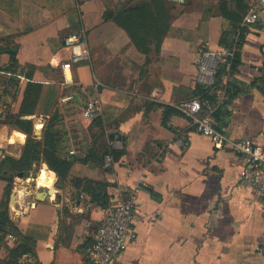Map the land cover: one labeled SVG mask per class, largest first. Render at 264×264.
Listing matches in <instances>:
<instances>
[{"label": "crops", "instance_id": "crops-1", "mask_svg": "<svg viewBox=\"0 0 264 264\" xmlns=\"http://www.w3.org/2000/svg\"><path fill=\"white\" fill-rule=\"evenodd\" d=\"M108 3L0 0V67L10 61L7 49L15 47L21 78L43 84L37 113L23 117H50L68 104L82 114L85 103L97 99L104 109L102 125L80 115L88 133L68 142L63 138L62 153L74 150L72 155L82 157L94 148L101 154L98 145L124 152L111 167L75 160L67 184L46 187L44 200L36 197L43 190L16 193L12 218L34 243L33 251L18 256V262L85 263L107 207L98 206L90 193L73 183L80 177L107 185L110 204L118 193L126 198L134 187L140 188L133 223L137 238L111 264H264V254L256 250L264 243V196L242 182L244 157L229 146L215 147L185 112L186 104L196 98L197 84H214L221 59L212 53L226 47L222 33L232 30L220 3L178 2L181 14L173 19L159 50H151L148 62L126 30L105 18ZM74 27L85 32L92 55L76 65L72 88L58 79V58L63 39ZM242 28L234 69L223 78L231 92H238L226 93L221 101L218 89L201 114L210 111L215 126L233 139L251 136L261 141L264 12L257 23ZM97 81L102 84L97 86ZM69 93L73 99L63 101ZM21 102L12 103L14 113ZM97 131L99 140L93 137ZM11 139L13 145L16 139ZM5 145L0 141V153ZM6 184L0 180V202ZM9 259L10 251L1 248L0 264Z\"/></svg>", "mask_w": 264, "mask_h": 264}, {"label": "trees", "instance_id": "trees-1", "mask_svg": "<svg viewBox=\"0 0 264 264\" xmlns=\"http://www.w3.org/2000/svg\"><path fill=\"white\" fill-rule=\"evenodd\" d=\"M231 1L233 2L235 0ZM151 2L157 5L160 14L158 13L157 15L155 14V12H152L151 7L153 6V4L145 0L139 2L131 8H123L119 12L113 11V13L106 11L105 14L106 19L114 20L119 26L126 30L136 48L141 53L146 55V62L149 61V54L153 48H155L156 51L159 50L172 23L170 22L165 27H162L158 21V18H163L165 17V14H168V12H170L169 1L151 0ZM244 2L246 7L242 19L248 9V4L246 0H244ZM219 5L223 16L230 21L232 26L231 31H224L222 33L221 40L225 42L226 47H230L235 43L236 39L238 38V47L239 42L241 41L244 35L243 28H239L241 23V16L239 15V13H236V11H231L229 2L222 0L220 1ZM163 10L165 11V14ZM152 20H154V22ZM149 33H152L153 36L150 37L148 35ZM229 35H232L231 40H228L230 39L228 37ZM7 52L10 55V61L4 67L18 69L19 62L17 58V48L11 47L7 49ZM237 54L238 49L236 51L234 59L232 60L231 66H228L222 61L219 63L214 74L215 80L212 86H208L202 83L197 84L195 90L196 97H200L203 101L213 100L215 98L213 93H215V91H217L218 89H222L224 86L226 87V93L228 94H236L238 92V90L231 92L228 84L226 85L223 79L224 76L230 74L234 69ZM29 78H32V75H29ZM31 87H34L39 92V95L36 99V103H38L43 90V84L30 80L27 84L24 100L28 99L27 93L29 92ZM72 88H74V86H72ZM24 105L25 102H23L19 112L11 113V115H9L10 124H14L15 126L22 128L23 126H25L26 128L28 139L25 144L23 155L20 159H16L12 156H6L3 159V161L0 163V180L13 181V176L15 177V175H18L19 173H23V176L26 178L30 177L32 174L29 168L21 167V165H29L30 160L43 161L47 163L49 169L57 173L59 180H61L62 178L68 177L70 167L75 160H79L84 163L97 162L103 165L104 158L106 155L111 154L113 159L117 160L124 153L122 150L117 151L112 149L110 146H106L103 152H101V154H99V151L95 150L94 148L88 150L86 155L82 157L79 155L63 154V134H60V131L55 129V122H57L56 115H58L57 110H55L51 114L49 120L47 121L42 138H38L36 136H33V119L23 117L26 115H32L34 114V112L25 110V107H23ZM94 122L98 126L102 125L100 116L95 118ZM19 135L23 136L25 139V135L17 131H14L12 139H16ZM66 141L68 142L69 140L66 139ZM73 181H76V186H80L84 191L90 193L92 200L96 202L98 206L108 207V205L110 204V196L106 189L107 185H105L103 182L80 177L73 178ZM1 206H4L3 210H1ZM3 217L6 222L10 223V225L18 231L17 235H19L21 239L17 246L10 251L11 259H9L7 262H4V264H19L17 257L22 256L25 253L32 252L34 248V243L26 235H24L20 227L11 219L9 215V205L3 203L1 200L0 218Z\"/></svg>", "mask_w": 264, "mask_h": 264}, {"label": "built area", "instance_id": "built-area-1", "mask_svg": "<svg viewBox=\"0 0 264 264\" xmlns=\"http://www.w3.org/2000/svg\"><path fill=\"white\" fill-rule=\"evenodd\" d=\"M248 9L243 17L242 25H249L258 22L264 12V0H246ZM237 40L230 47L223 48L220 52H213L222 62L231 66L235 57ZM91 48L89 40L82 30L80 33H70L62 42L61 53L59 55L61 76L63 83L72 87L76 85L74 69L77 64L91 59ZM226 85L227 83L224 82ZM102 83L97 81L96 85ZM226 97V87L219 91V99L224 101ZM73 95L69 93L63 101H70ZM207 101L200 97L192 99L185 106V112L191 117L193 125L199 132L208 136L213 145L219 149L226 146L231 147L237 154L245 159V167L241 170L242 182L264 196V138L261 141L251 136L241 138H231L223 129L215 126V117L209 111L201 114ZM102 102L92 99L84 105L82 115L88 119H95L103 113ZM120 138L119 134L115 135ZM75 154V151H70ZM113 157L108 154L104 158L106 167H111ZM140 188L134 187L126 198H122V193L116 195V199L106 208V216L94 231L92 243L86 253L84 264H111L127 250L130 243L137 238V232L133 226L136 209L138 205V192ZM8 238H16L9 234ZM256 250L264 254V243L257 246ZM19 264H24L20 262Z\"/></svg>", "mask_w": 264, "mask_h": 264}, {"label": "rangeland", "instance_id": "rangeland-1", "mask_svg": "<svg viewBox=\"0 0 264 264\" xmlns=\"http://www.w3.org/2000/svg\"><path fill=\"white\" fill-rule=\"evenodd\" d=\"M141 1H143V0H109L108 12H112V13H113V11L119 12L121 9L119 11H116V7L119 3L124 4L123 8H131L132 6L138 4ZM145 1H149L150 3H152L151 0H145ZM168 1L170 2V4H169L170 12H168V14H165V11L163 10L165 17L158 18L159 24L162 27H165L166 25H168L170 22L173 21L174 18H176L178 15L181 14L180 13V9H181L180 7L182 5L180 3H178L180 1H176V0H168ZM220 1H222V0H218V3H220ZM223 1L229 2V6L231 8V11H236V13H239V15L241 16V20H240L241 23H240L239 28L242 27V21H243L242 16L244 14L245 7H246L244 0H235L233 2L231 0H223ZM152 4H153V6L151 7L152 12H155V14L158 15L159 10L157 8V5H155V3H152ZM161 12H162V10H161ZM169 14H170V17H169ZM152 21L154 22V20H152ZM80 32H82L81 29H78V28L76 29L74 27L72 32H70V33H80ZM148 35L150 37L153 36L152 33H149ZM57 65H59V64H57ZM19 74H20L19 69L0 67V113H3V115H0V141L1 142L4 141L6 143V145L4 147V152L0 153V163L3 161V159L6 156H12L16 159H20L23 155L25 144H26L27 139H28V134L26 133L25 126H23V128H22V127H18V126H15L14 124L9 123V115H11V113H14L11 109L12 103H14V102L16 103V101H18L19 99H22L19 110L21 109L23 102H25V105L23 106V107H25V110H28L30 112H34V114L37 113V109H38V105H39V102L36 103V101H37L36 99H37V96L39 95V92L34 87L30 88L29 92L27 93L28 99L24 100L27 84L30 80L28 81L27 79H22ZM58 79L62 80L60 76ZM43 94H44V92L42 90L40 98L42 97ZM10 101H12V102H10ZM61 103L64 104V102H61ZM19 110H18V112H19ZM56 110H57L58 115H56L57 122H55V126H56L55 129L59 130L60 134H63V138L66 137V139L69 140L71 138L85 137V135L88 133V129L86 128L87 126L85 123L80 121V117L83 115L81 114V112L75 111L76 106L74 104L65 105V109H62V110L59 108H57ZM70 117L75 119V121L74 120L72 121L71 120L72 118H70ZM49 118L50 117H46V118L40 117L38 119L37 118L33 119V122H34L33 123V136H36L38 138H42L45 125L47 124V121L49 120ZM37 129L40 130L41 132L36 133L35 131ZM89 130H90L91 134H93L91 126H90ZM14 131L15 132L17 131V132L25 135V139L23 140L25 142L22 146V149H20L19 144L23 143V141L21 139H19V137L16 138V142L12 143L13 145H10L11 141L8 139L13 137ZM97 134L99 135L98 131L96 132V134L93 135V137L95 139L99 138V136ZM97 143H98V141H97ZM104 148H105L104 145L103 146L98 145L97 149H99L101 152H103ZM5 150H9L12 153L7 152V151L5 152ZM16 152H20L19 157H16V155H14ZM45 165L47 167H45ZM19 166H20V164H19ZM21 167L29 168L32 175L30 177L26 178L24 176L19 177L16 174L13 181L4 180L7 184L5 186L4 194H3L1 200L3 203L9 205V215H10L12 220H13L12 211L14 209L12 206L15 205V203H16L15 199L13 201V195L18 192L17 188H22V187L26 186V187H24L25 190L28 189L32 193L34 192V190L35 191L44 190V189H46V186H44V184L40 181V175H43L45 172H49V173L54 174L56 177L58 176V175H56L57 173L55 174L53 171H51L49 169V166L47 165V163H45L43 161L30 160L29 165H21ZM57 178H59V177H57ZM25 180H28V181L25 182ZM75 182L73 181L74 184H75ZM66 184H67V178H62L61 180H59L58 184L55 183V186H57L58 188H63ZM3 209H4V206H1V210H3ZM9 233H12L16 238H8ZM17 234H18V231L16 229H14L10 225V223L6 222L4 217L0 218V249L5 248L9 251L14 249L21 240L20 236Z\"/></svg>", "mask_w": 264, "mask_h": 264}, {"label": "bare ground", "instance_id": "bare-ground-1", "mask_svg": "<svg viewBox=\"0 0 264 264\" xmlns=\"http://www.w3.org/2000/svg\"><path fill=\"white\" fill-rule=\"evenodd\" d=\"M45 167H47L45 165ZM28 180H25V182H27ZM40 181L44 184V186H46L47 188L48 187H53L55 186V182L57 181V177L52 174V173H49V172H45L43 175H40ZM24 182V183H25ZM20 187V186H19ZM18 194H23V195H26L28 194L27 190H25L24 187H22L20 190H18L17 192ZM15 199V202H16V194L13 195V201ZM20 201V200H19ZM17 210V209H16Z\"/></svg>", "mask_w": 264, "mask_h": 264}, {"label": "water", "instance_id": "water-1", "mask_svg": "<svg viewBox=\"0 0 264 264\" xmlns=\"http://www.w3.org/2000/svg\"><path fill=\"white\" fill-rule=\"evenodd\" d=\"M176 1H180V2H183L184 0H176ZM124 7V4L123 3H119L116 7V11H119L120 9H122ZM0 115H3V113H0ZM36 133H40L41 131L40 130H36L35 131ZM19 177H23V173H19L18 174ZM15 177L13 176V179ZM48 196V192L46 190H43V191H38L36 193V197L40 200H44L46 197Z\"/></svg>", "mask_w": 264, "mask_h": 264}]
</instances>
